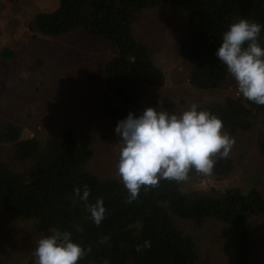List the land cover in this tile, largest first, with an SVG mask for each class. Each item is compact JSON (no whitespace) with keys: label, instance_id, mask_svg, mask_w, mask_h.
Returning a JSON list of instances; mask_svg holds the SVG:
<instances>
[{"label":"trees","instance_id":"obj_1","mask_svg":"<svg viewBox=\"0 0 264 264\" xmlns=\"http://www.w3.org/2000/svg\"><path fill=\"white\" fill-rule=\"evenodd\" d=\"M51 1L47 0L49 11L38 12L28 25L33 36L58 38L84 31L116 47L114 55L105 57L102 88L90 104L114 133L117 122L129 112L138 115L145 89L166 84L153 47L142 41L134 26L140 12L165 5L182 14L169 53L190 66L188 82L203 92L222 90L231 77L215 56L228 26L241 18L264 24V0ZM162 35L157 34L161 45ZM260 42L264 45V30ZM13 59L11 48L0 51V73L4 63ZM198 109L217 115L223 123L222 132L233 139L256 130L264 121V106L236 91H229L218 102L200 104ZM82 125L61 121V130L37 140L27 137L30 133L17 125L4 123L0 115V148L11 147L7 160L0 156L3 215L33 220L41 233L70 232L76 243L91 248L78 264H104L105 260L109 264H201L204 257L193 233L212 220L221 221L228 229L227 264H264L261 259L253 260L251 238L253 223L264 219V193L257 188L241 189L237 182L230 187L221 183L238 170L232 157L216 154L213 172L207 176L191 170L186 182L161 179L156 187L142 186L137 199L129 203L119 176L104 177L89 167L95 150L83 136L87 130L83 131ZM258 146L264 158V135L259 136ZM201 177L214 179L215 185L210 184L208 190L194 186L189 190ZM85 186L90 190V203L103 198L106 212L99 226L93 223L84 202L74 196L75 188L82 194ZM185 223L192 235L182 229ZM105 236L108 240L101 243ZM145 241H150L149 248L143 247ZM0 264H4L1 258Z\"/></svg>","mask_w":264,"mask_h":264},{"label":"rangeland","instance_id":"obj_2","mask_svg":"<svg viewBox=\"0 0 264 264\" xmlns=\"http://www.w3.org/2000/svg\"><path fill=\"white\" fill-rule=\"evenodd\" d=\"M47 11V0H0V51L11 48L15 53V59L4 63L0 73V115L4 123L17 125L24 133H30L27 137L37 140L61 130V121L84 123L82 130L87 131L83 136L95 150L89 167L104 177L118 176L119 137L106 127L99 110L90 105L102 88L105 57L114 55L116 47L84 31L58 38L33 36L28 25L38 12ZM182 17L179 11L162 5L140 12L134 22L142 41L153 47V57L166 75L163 88L145 89V96L137 107L138 115L146 107L181 113L193 103L211 104L229 91L238 92L232 77L222 90L203 92L190 86L187 76L190 66L177 62L178 56L169 53L176 42L172 35L178 32L175 27ZM162 33L161 45L157 34ZM255 129L234 139L228 156L238 170L223 179L221 183L226 187L237 182L241 189L257 188L264 193V158L258 146L259 136L264 135V121ZM10 155L11 147L0 148L1 158L7 160ZM210 184L215 185V180L201 177L188 188L208 190ZM186 226L183 224L182 229L192 235L193 231ZM252 228L253 260L264 262V219L253 223ZM193 234L204 257L201 264H227L228 229L221 221L212 220L205 229ZM48 235L51 234L39 232L33 220L0 212L1 260L4 264H34L36 242Z\"/></svg>","mask_w":264,"mask_h":264},{"label":"clouds","instance_id":"obj_3","mask_svg":"<svg viewBox=\"0 0 264 264\" xmlns=\"http://www.w3.org/2000/svg\"><path fill=\"white\" fill-rule=\"evenodd\" d=\"M264 24L241 18L231 23L221 35L215 56L235 80L238 94L258 106H264V45L260 42ZM222 120L215 114L189 109L176 114L146 107L139 115L129 112L114 129L119 137L120 152L117 174L128 192L127 202L138 197L144 187H156L159 180H189L194 170L210 175L215 156L226 158L234 139L222 132ZM90 190L74 189V196L84 202L90 218L97 226L105 217L103 198L89 202ZM108 240L105 236L101 243ZM151 246L145 241L144 248ZM141 246L137 245V251ZM91 252L72 239L68 231H54L40 238L33 250L34 264H78ZM104 264H109L107 260Z\"/></svg>","mask_w":264,"mask_h":264}]
</instances>
